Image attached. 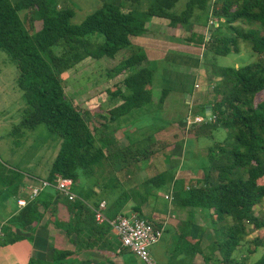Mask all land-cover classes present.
I'll list each match as a JSON object with an SVG mask.
<instances>
[{"label": "trees", "instance_id": "16d2710c", "mask_svg": "<svg viewBox=\"0 0 264 264\" xmlns=\"http://www.w3.org/2000/svg\"><path fill=\"white\" fill-rule=\"evenodd\" d=\"M143 1L104 3L79 25H74L75 9L60 7L57 0H0V51L16 66L17 87L26 102L21 121L12 126L10 135L20 144L27 131L45 125L51 134L59 137L57 156L45 179L53 180L55 174L71 178L75 183L74 192L82 173L95 175V167L104 159L111 160V166L117 162L116 169L122 171L161 153L171 145L169 142L155 139L145 148L130 142L121 148L109 131L111 123L147 105L157 102L162 107L169 94L167 89H162L160 97L155 95V69L144 50L134 48L133 39L149 31V19L175 28L191 22L201 23L205 14L207 22L203 24L207 28L210 25L213 31L220 29V23L225 21L231 35L218 37L212 32L208 39L201 36L197 42L198 46H204L205 55L240 53V42L244 41L259 59L240 67L220 66L213 61L209 64L213 75L220 79L209 94L212 116L202 124L193 125L191 133L214 140L213 132L222 128L226 130V139L208 148L209 166L203 169L202 178L193 185L180 186L179 180H174V174L167 170L118 197L112 196L115 187L102 197L107 184L99 182L94 186L99 193L93 190L91 197L100 195L106 201L104 213L110 220L126 214L124 210L130 202L132 212L145 218L142 207L149 200L140 199L137 194H143V188L147 190L150 186L161 190L173 184L172 199H169L172 207L196 210L204 220L202 238L197 240L191 236L194 221H180L179 241L174 248V258L182 256L179 264H191L190 260L197 255L205 263L213 260L201 251L202 241L211 235V229L210 241L220 256L218 264H243L233 256L247 236L246 224L257 230L264 229V218L255 213L256 206L264 201V0L215 3L188 0L180 13L175 11L180 0H150L146 18L141 19L137 7ZM240 21L251 27L240 28L237 25ZM187 42L196 44L190 38ZM129 48L133 50L131 54L107 72L109 80H120L102 94V97L120 98L121 102L105 114L98 113L97 107L101 104L97 99L88 100L85 110L75 105L66 92L63 74L88 58L115 59ZM27 177L29 183L40 180ZM18 178L19 173L0 161V181L11 185L17 184ZM25 186L26 183L22 189L18 187V194L19 198L28 199L27 205L20 208L17 203V212L0 227V247L26 239L35 242L38 230L43 227L51 229L58 239H66L72 249L55 246L51 261L32 258L29 264H68L71 258L77 261L70 264H128L120 258L125 248L113 240L111 226L95 219L94 210L102 199L93 204L88 199L71 201L55 188H48L30 200ZM153 192L148 190L146 194L152 196ZM227 217L232 218V224L220 226ZM254 242L264 247V239L259 237ZM84 250L102 257L103 261L79 260ZM255 264H264V254Z\"/></svg>", "mask_w": 264, "mask_h": 264}, {"label": "rangeland", "instance_id": "374dc122", "mask_svg": "<svg viewBox=\"0 0 264 264\" xmlns=\"http://www.w3.org/2000/svg\"><path fill=\"white\" fill-rule=\"evenodd\" d=\"M103 1L102 4L94 7H89V5L86 6L84 5V3L77 2L76 0L67 1L66 7L75 9L76 13L75 17L72 19V24L79 25L88 14L99 9L104 3H113L115 5H119L122 2V0ZM187 1L188 0H180L176 5L175 11L178 13L182 12L186 8ZM149 3L150 0H144L143 2H141V5L137 7V11L141 19L146 18L145 11L147 10ZM21 14L23 15V13ZM206 20L207 16L205 14H202L201 23L196 24L191 22L190 24L181 27H166L164 30H162V33L165 34L169 33V31H172L173 29H180V32H178L179 34L182 35L184 32L182 38L183 36L184 38H189L192 35L194 36L193 40L196 44L193 45L196 46H198L197 42L201 36H204L206 37V39H208L210 33L212 32L218 37L229 36L232 34V32L228 30V25L225 21H222L220 23V29H216L213 31L210 25H208L207 28L203 24L207 22ZM148 21H150V24H152L153 22L150 19ZM213 24L218 27L216 23ZM237 25L242 29H248L251 27V25L244 21L238 22ZM201 26L202 28H200ZM154 28L155 30H157V28H159V25L155 26ZM159 31L158 33H160ZM240 47V53H231L228 56L215 57L212 54L205 55L203 49V55L200 58L201 60H203L204 65H208V74L213 75L212 69L209 66L212 61L220 66L240 67L253 63L259 59V56H257L253 52L248 42L241 41ZM129 50L132 49L129 48L122 50L115 59L103 58L101 60H94L92 58H88L85 63L83 61L76 68L64 73L62 77L64 79L66 92L70 99L73 100L74 104L82 110L86 109L87 101L90 99H97V103L102 104L101 102L104 99L108 98V96L102 97V94L107 90V88H112L113 84L120 80H109L107 72L108 70L116 67L125 57H127ZM175 66L177 65H171V67L174 68ZM152 67L155 69V67H159V65L158 63H155L152 65ZM191 69L192 67H188V71H190ZM17 75L18 71L16 66L10 61L8 55L5 52L0 51V161L4 162L14 172L20 174V178L17 179V184L10 185L9 183H3L2 181H0V227L5 224L10 216L16 211L17 200L20 197L18 194V187H21L22 189L25 182L29 180L27 175L44 176L42 173L50 171L52 161L54 159L50 157L54 156V153L57 152V149L60 146V138L56 135L51 134L45 125H41L36 129L27 131L20 144H17L16 138L10 135V131L12 129L10 127L18 125L20 123L22 113L26 108V102L24 101L23 93L17 87ZM188 75H190V73H188ZM164 85V79L159 76L157 72V75H155L153 79V89L156 92V96L160 97L162 89H165ZM260 98H262V95L260 96ZM106 105L107 103H105V106ZM98 106V113L103 112V107L101 105ZM135 112L136 125H140L145 122H151L153 124V126H151V128H149L145 132L141 140L137 141V143L132 142L136 144L138 148H145L148 144L152 145L155 142V132L159 126L164 125L166 117L162 111V107H160L157 102L147 105L143 109H139ZM194 113L195 111L193 112V114ZM206 118L209 119L210 117ZM103 122H105V120ZM96 125L99 124L97 123ZM213 134L215 136L214 140H212L210 137H203L199 139V142L196 144V146L194 142L190 141L188 145V153L186 154V156H184L185 159L182 162L184 171L189 167H196L198 168V170H202L209 166L207 155H205L204 152H206L209 147L213 146L215 142H223L226 139V130L220 128L214 131ZM166 147H164L165 149L163 148L161 153H158L140 163L146 164V162L153 160L152 162H154L156 166H158V164H162V156H164V154L168 150V147ZM116 164L118 163L115 162L114 166H111V160L104 159L97 167H95V175H84L82 173L78 185L75 189V193L78 199H88V201L93 204L96 200L91 197V193L93 190H97L96 188H94L97 183L100 182L101 185H104L105 183L107 184L105 185L106 189L102 192V197H106L108 190L112 189V187L120 185L119 181L122 177L125 178V175L124 172L116 169ZM145 172L147 173L148 177H152L154 175L151 174L156 172V170L146 169ZM125 182L127 185V180H125L124 183ZM195 183V179L191 180L186 177H182L179 179L180 186L193 185ZM148 190L149 192L154 191L153 193L156 192L157 194L149 196L148 194H146V191ZM141 192L143 194H137L138 197L140 199L148 198L151 205H153L155 202L157 203V197L161 194V190L155 189L151 186L147 188V190L143 188V191ZM130 209L131 207L127 206V208L124 210V213H133ZM255 213L260 218H264V201L256 206ZM232 222V218L227 217L225 221L220 223V226L230 225L232 224ZM210 224V227H212V222ZM246 227L247 236L244 238L241 246L234 253L233 259L238 262H243V264H255L262 258L264 254V247L256 246L254 240L259 237L261 239H264V229L257 230L255 226L249 224H246ZM201 228L202 227L198 228V233L200 234ZM209 233L213 235L212 229L211 231H209ZM210 236L207 235L206 237L208 239H204L202 241L201 251L205 256H207L208 258H213V260L205 263L203 257L198 256L201 264H218V260L220 258L219 252L216 251L217 248L215 247V245H212L211 241H209ZM112 237L115 243L116 241L120 242V239L114 234H112ZM170 238L171 231L169 232L167 230L164 233L161 241L151 248V251L157 259L158 264H165L166 261L169 260L168 251L169 253L172 251L168 249ZM31 246V241H28L27 243L21 242L17 245L8 246L4 249H1V262L4 264H27L26 261L28 260V256L32 253ZM57 246L61 249H72V245L62 241L59 243V245L57 243ZM124 250L125 252L121 255L120 258L126 263L143 264L141 259L129 249L125 248ZM245 258L247 259L245 260ZM75 261H77V258H71L67 263L70 264ZM172 263H175V258L172 260L171 264Z\"/></svg>", "mask_w": 264, "mask_h": 264}, {"label": "crops", "instance_id": "0c3cea01", "mask_svg": "<svg viewBox=\"0 0 264 264\" xmlns=\"http://www.w3.org/2000/svg\"><path fill=\"white\" fill-rule=\"evenodd\" d=\"M67 1L69 0H58L59 6L66 7ZM76 1L84 3V5L86 6L89 5V7H94L102 4L103 0ZM152 21V24H148L149 31L146 34L135 37L133 39V46L135 49H143L147 55L148 60L152 62V65L158 63L159 67H155V75H157L158 72V75L164 79L165 89L169 91V94L167 95L165 102L162 105V111L166 117V121L164 125L159 126L156 132H154L155 139L157 141L169 142L171 145L168 147V150L164 154V156H162L163 160L162 164H158L159 168L154 164V162H152V160L146 162V164L138 163L130 166L125 170H122L121 172H124L125 178L122 177L119 181L120 185L115 186V189L112 191L113 197H118L122 192L129 191L143 183L148 177L147 173L145 172L146 169L156 170V172L151 174L154 176L156 174H160L169 170L174 174V180H179L182 177H186L191 180L195 179V182H197V180L202 178L203 176V169L198 170V168L196 167H189L184 171L182 162L185 159L184 156H186V154L188 153V145L190 141L194 142L196 146V144L199 142V139L206 137L202 135L196 136L194 133H191V130L193 125L202 124L203 122L208 121L206 117L212 116V107L209 101V94L212 91V87L220 79L216 78L214 75L208 74L207 68L203 64V60H201L200 58L203 55V48L193 45V43L189 44L187 42L188 38H184V36L182 38L184 32L182 35L178 33L180 32V29H173L172 31H169V33L163 34L162 30H164L166 27H170H168L166 23H162L160 20L154 19ZM157 25H159V28L155 30L154 27ZM200 28H202V26ZM158 31L160 33H158ZM193 37L194 36L192 35L189 38L193 40ZM131 51L132 50H129L127 56H129ZM85 61H87V59L84 60V63ZM172 64L177 66H175V68L171 67ZM188 67H192V69L188 71ZM188 73H190V75H188ZM120 102V98H111L108 96V98L104 99L101 102V106L103 107L104 111L100 114H105L108 109L112 108ZM105 103H107L106 106ZM208 106L211 107V110L207 108ZM194 111L195 113L193 114ZM99 120L104 121L103 119ZM151 126H153L151 122H145L140 125H136V112L134 111L126 117L119 119L114 123H111L109 126V131L116 139L117 146L125 148L130 144V142L137 143V141L141 140L143 138L142 136L149 128H151ZM57 152H55L54 156L52 155L53 157L50 158L55 159V157L57 156ZM207 152L208 149L206 152H204V154L207 155ZM46 172L42 173L44 176H29H34L39 179H45L46 177H48L50 171H48L47 173ZM125 180H127V185L126 182L124 183ZM28 182H30V179L25 182L26 185ZM172 185L173 184L161 189V194L157 197V203L155 202L153 205H151L148 202L142 207L143 215L145 218L159 225H162V227L164 228V233L167 230L169 232L171 231V238L168 244V249L172 251L170 253L168 251L169 260L166 261L165 264H171L174 258V248H176L180 235V221L188 219L194 221L195 224L191 230V236L196 240L202 238L201 234L203 233V231H201V234L198 233L197 227L203 226L202 228H204V220L199 217L200 212H197L193 209L176 210L172 207L170 200L168 199V196H172L173 193ZM96 191L99 193L98 189ZM154 194L157 193L155 192ZM93 199L98 201L101 200L102 197L100 195H93ZM102 201L105 200L102 199ZM129 204L131 205L128 206H130L132 209L133 203ZM17 210L18 207L16 208L15 213L17 212ZM55 237L57 236L54 235L51 229H46L43 227L40 228L36 235L35 242H31L32 253L28 256V260L26 261L27 264H29V261L32 258L51 261L52 250L55 246H57V243L58 245L61 241L66 243V239L60 240L58 239V237ZM210 238L211 236L209 237V239ZM205 239L208 238L206 237ZM28 241L29 240L26 239L22 242L27 243ZM4 248L6 247H0V251ZM151 254L157 261L152 251ZM198 256L201 255H197L194 259L190 260L191 264H201ZM86 259H94L95 262L103 261L102 257L92 254L89 250H84L79 258V260ZM181 259V255L176 256L174 264L179 263ZM0 264H4L1 262V259Z\"/></svg>", "mask_w": 264, "mask_h": 264}, {"label": "built area", "instance_id": "2783aa9c", "mask_svg": "<svg viewBox=\"0 0 264 264\" xmlns=\"http://www.w3.org/2000/svg\"><path fill=\"white\" fill-rule=\"evenodd\" d=\"M216 1L218 0H212V3ZM214 22L218 25L217 21L213 20L212 23ZM74 186L73 179L55 174L53 180L40 179L37 182H28L25 189L29 192L30 200L38 198L48 188H55L63 197L75 201L78 197L74 192ZM168 199H172V196H168ZM27 202L26 198H19L17 201L20 208L25 207ZM106 206V201H102L99 207L94 210L96 221L100 224L108 223L114 234L120 239L122 246L139 257L143 264H158L150 249L163 238L164 228L162 225L140 217L134 212L119 215L110 220L104 213Z\"/></svg>", "mask_w": 264, "mask_h": 264}, {"label": "water", "instance_id": "95a60500", "mask_svg": "<svg viewBox=\"0 0 264 264\" xmlns=\"http://www.w3.org/2000/svg\"><path fill=\"white\" fill-rule=\"evenodd\" d=\"M207 108H208L209 110H211V107H210V106H208ZM210 116H211V114H210Z\"/></svg>", "mask_w": 264, "mask_h": 264}]
</instances>
